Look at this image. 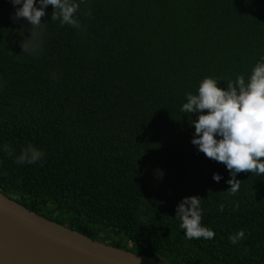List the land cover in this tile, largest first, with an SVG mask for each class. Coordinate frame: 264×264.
I'll return each mask as SVG.
<instances>
[{
  "label": "trees",
  "instance_id": "obj_1",
  "mask_svg": "<svg viewBox=\"0 0 264 264\" xmlns=\"http://www.w3.org/2000/svg\"><path fill=\"white\" fill-rule=\"evenodd\" d=\"M77 2L81 28L51 21L48 5L41 48L27 55L30 24L14 19L22 4L0 0V191L165 264H264V175L238 173L240 190L229 195V170L191 143L195 128L181 111L204 77L226 87L250 75L264 56V0ZM28 144L42 160L16 164ZM192 195L213 239L188 240L179 227L177 205Z\"/></svg>",
  "mask_w": 264,
  "mask_h": 264
},
{
  "label": "clouds",
  "instance_id": "obj_2",
  "mask_svg": "<svg viewBox=\"0 0 264 264\" xmlns=\"http://www.w3.org/2000/svg\"><path fill=\"white\" fill-rule=\"evenodd\" d=\"M11 2L17 6L22 4L16 8L14 19L25 18L31 27V36L25 38L21 46L22 52L27 55H36L41 48L46 27L42 17L46 15L48 5L54 8L51 21L81 28V21L77 18L81 3L77 0H39V6L37 0ZM84 15L91 16V11ZM53 79H56L55 73ZM181 111L189 114L190 124L195 128L191 143L207 158L225 164L229 170V195H235L240 190L242 182L236 178L238 173L250 171L252 176L264 175V56L252 67L247 79L239 74L235 80L229 79L226 87L221 86L215 77H204L196 94H186ZM192 113H196L198 118L192 119ZM4 151L9 156L14 155V150L7 145ZM43 155L40 148L28 144L15 156V163L35 164L42 160ZM213 179L219 182L222 176L214 173ZM201 200L197 195L186 196L177 205L175 217L188 240H209L215 236V232L203 223ZM224 207L221 203L219 210L222 212ZM244 236L245 231L241 229L230 234L229 240L235 245Z\"/></svg>",
  "mask_w": 264,
  "mask_h": 264
},
{
  "label": "water",
  "instance_id": "obj_3",
  "mask_svg": "<svg viewBox=\"0 0 264 264\" xmlns=\"http://www.w3.org/2000/svg\"><path fill=\"white\" fill-rule=\"evenodd\" d=\"M0 264H165L93 240L0 191Z\"/></svg>",
  "mask_w": 264,
  "mask_h": 264
}]
</instances>
